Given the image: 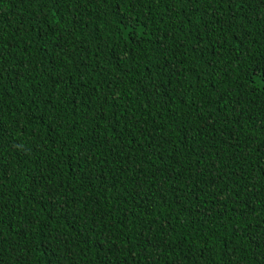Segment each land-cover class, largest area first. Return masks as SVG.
<instances>
[{
  "label": "trees",
  "instance_id": "16d2710c",
  "mask_svg": "<svg viewBox=\"0 0 264 264\" xmlns=\"http://www.w3.org/2000/svg\"><path fill=\"white\" fill-rule=\"evenodd\" d=\"M0 264H264V0H0Z\"/></svg>",
  "mask_w": 264,
  "mask_h": 264
}]
</instances>
